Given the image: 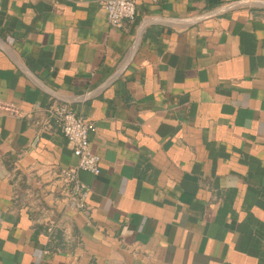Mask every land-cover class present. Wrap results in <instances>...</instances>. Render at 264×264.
<instances>
[{
	"label": "crops",
	"instance_id": "crops-1",
	"mask_svg": "<svg viewBox=\"0 0 264 264\" xmlns=\"http://www.w3.org/2000/svg\"><path fill=\"white\" fill-rule=\"evenodd\" d=\"M0 0V264H264V0ZM94 125L86 207L47 115Z\"/></svg>",
	"mask_w": 264,
	"mask_h": 264
},
{
	"label": "built area",
	"instance_id": "built-area-1",
	"mask_svg": "<svg viewBox=\"0 0 264 264\" xmlns=\"http://www.w3.org/2000/svg\"><path fill=\"white\" fill-rule=\"evenodd\" d=\"M156 3L159 0H150ZM106 20L111 28H121L124 23L135 17V0H106L101 3ZM0 105V111H7L16 115ZM49 119L54 122L63 138L71 146L77 157L75 165L61 170L56 176V183L60 184L59 200L66 207L74 210H83L86 207L89 188L79 179V173L85 172L92 176L100 174V159L93 154L90 148L89 136L94 132V125L79 115H76L64 105L52 104L47 108Z\"/></svg>",
	"mask_w": 264,
	"mask_h": 264
}]
</instances>
